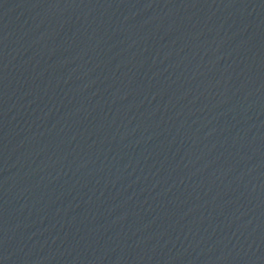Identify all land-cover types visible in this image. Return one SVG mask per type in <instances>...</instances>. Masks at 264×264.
Listing matches in <instances>:
<instances>
[{
    "label": "water",
    "instance_id": "obj_1",
    "mask_svg": "<svg viewBox=\"0 0 264 264\" xmlns=\"http://www.w3.org/2000/svg\"><path fill=\"white\" fill-rule=\"evenodd\" d=\"M0 264H264V0H0Z\"/></svg>",
    "mask_w": 264,
    "mask_h": 264
}]
</instances>
